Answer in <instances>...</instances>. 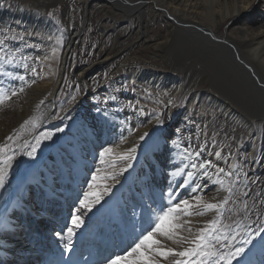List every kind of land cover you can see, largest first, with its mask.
<instances>
[{
    "label": "bare ground",
    "instance_id": "bare-ground-1",
    "mask_svg": "<svg viewBox=\"0 0 264 264\" xmlns=\"http://www.w3.org/2000/svg\"><path fill=\"white\" fill-rule=\"evenodd\" d=\"M5 1L0 27L6 24L9 32L17 30L25 38L11 45L33 42L34 54L45 60L42 66L38 57L24 61L15 52L0 63V168L7 167L0 188V264H37L51 247L66 248L69 241L62 237L74 227L73 216L83 222L66 249L80 244L96 264H106V258L130 251L158 217L182 200L193 207L169 214L182 225L179 243L164 240V246L192 247L183 237L210 228L212 220L222 231L223 218L227 239L211 249L215 256L201 257L205 264H226L219 257L237 247L244 248L246 258L239 256L236 264H264V11L255 7L257 0H151L156 4L142 2L131 10L118 0ZM258 4L264 6V0ZM57 11L67 31L62 50L57 41L65 29L53 20ZM229 18L234 22L224 35L217 27ZM86 38L98 46L77 63L72 49ZM234 42L246 62L230 56L228 46ZM186 44L194 49L189 59L177 55ZM41 66L52 67L44 76L37 71ZM66 75L76 76L84 89L77 114L69 113L70 126L63 129L66 116L52 119L41 110L55 101ZM109 78L121 84L114 95L105 83ZM126 78L129 83H123ZM96 92L105 98L100 102L113 101L118 110L114 125L104 124L110 121L89 99ZM138 97L147 101L144 106ZM46 134L56 137L45 147L37 145ZM31 146L37 148L33 156L27 155ZM246 171L252 179H246ZM139 177H148L150 190L136 183ZM86 193L89 202L95 199L91 193L102 194L91 211L79 202ZM204 203L218 204L219 211L205 213ZM17 238L26 250L13 243ZM33 246L42 249L40 255L31 256ZM155 258L159 264L174 259ZM130 259L140 264L139 253Z\"/></svg>",
    "mask_w": 264,
    "mask_h": 264
},
{
    "label": "rangeland",
    "instance_id": "rangeland-1",
    "mask_svg": "<svg viewBox=\"0 0 264 264\" xmlns=\"http://www.w3.org/2000/svg\"><path fill=\"white\" fill-rule=\"evenodd\" d=\"M19 1V0H18ZM73 2L74 1H76V0H72ZM111 1V0H110ZM112 1H117V0H112ZM119 2H121L123 5H125L126 7H128V8H130V9H128V10H131L132 8H136V7H139L140 5H141V3L143 2L144 3V5H146L149 1L151 2V3H153V4H156V3H154V2H152L151 0H139V1H130L129 2V0H118ZM2 2V3H1ZM5 2L7 3V1H5V0H1L0 1V4H2V5H5ZM135 2V3H134ZM259 3V0H257L256 1V3H255V7L257 8V9H262V11H264V6H261L260 4H258ZM134 5V6H133ZM138 5V6H137ZM130 6V7H129ZM133 6V7H132ZM142 7H143V4H142ZM59 9L61 10V11H63V8L62 7H59ZM44 9H40L39 11L41 12V13H45V12H42ZM57 12H59V13H57ZM56 13H57V17H55L53 20H55V22H56V24L58 25H60V26H62L65 30H63V36H62V39H61V41L60 42H58L57 41V43L60 45V47H61V50L64 48V46H65V44H66V39H65V35L67 34V33H65V31H66V26H63V21H62V18H60L61 17V15H62V12H60V11H57ZM60 15V16H59ZM96 20L98 19V17L97 18H95ZM233 22H234V19L233 18H229V19H225L224 21H222V23L217 27L218 28V31L219 32H222V33H224V35H228V33H229V30L231 29V27H232V25L231 24H233ZM4 32V33H3ZM67 32V31H66ZM24 37H23V34H19L18 33V31L17 30H14V31H8V29H7V25L6 24H4L2 27H0V63L4 60V58H6V56L5 55H8L9 53H12V54H14L15 52H18V53H20V54H22V56H23V58H24V61H26L27 59H28V61L30 60V59H32V58H35V57H38L39 59H40V62L42 63L41 65L43 66V61H42V59L43 60H45L44 58H42L41 56H37L36 54H34V52L32 51V49H31V47L32 46H35V45H33V42H31V43H28L29 45H27V44H25V46L24 47H13L12 45H14V43L16 42L17 44H20V41H24ZM81 40V39H80ZM19 42V43H18ZM10 43V44H9ZM95 43V44H94ZM12 44V45H11ZM11 45V46H10ZM31 46V47H30ZM98 45H97V43H96V41L95 40H90V39H88V38H86V39H84V40H81V41H79L78 42V44H77V46L74 48V49H72V54L76 57V62L77 63H80V62H82L83 60H85V57H87V55H93V54H91L93 51H94V49L97 47ZM187 44L186 45H183L182 47H180L178 50H177V55H178V57H185L186 59H189V58H191L192 56L194 57L195 56V54H194V49H191L190 48V46L188 45L187 47ZM12 47H13V49H12ZM233 47V48H232ZM9 48H10V50H9ZM23 48H24V50H23ZM44 48L47 50V48L48 47H46V46H44ZM228 48H229V54H230V56H236V57H238V58H240L241 60H244L245 61V56L242 54V53H240L239 51L237 52V48H238V44H237V42H234V45H232V44H230L229 46H228ZM182 51H181V50ZM239 49V48H238ZM184 50V51H183ZM191 50H192V52H191ZM57 51V50H56ZM56 51H54L55 53H56ZM184 52V53H183ZM190 52V53H189ZM187 55H186V54ZM71 54V55H72ZM182 54V55H181ZM189 55V56H188ZM1 58H3V59H1ZM94 59V57L93 56H91V59H89V60H87V61H91V60H93ZM82 60V61H81ZM53 60H51V61H48V60H46V63H48V62H52ZM246 62V61H245ZM118 62H117V60H113V64H111V66H115L116 64H117ZM172 63V65H174V64H176L175 62H171ZM51 65V64H50ZM40 67V68H38L37 69V71L38 72H40V74H44V76L45 75H47L46 73H45V71H49V70H51V67H49V69H46L45 68V70H44V68L43 67ZM210 66V64L208 65V67ZM201 73H203V71H200ZM199 72V73H200ZM16 74V73H15ZM38 76H39V73H38ZM38 76L36 77V78H38ZM48 77V76H47ZM49 78V77H48ZM14 78H12V80H13ZM257 79V78H256ZM258 80V79H257ZM2 80H0V86H3L2 85V83H3V81L1 82ZM94 83H96V81L94 82ZM105 83H106V85L108 86V87H110L109 89L111 90H109L108 88H106V89H108L109 91H110V93H109V95H114V94H116L115 93V90H117L118 89V86H121V84H117V82L116 81H114V80H112V79H110L109 78V80H107V81H105ZM123 83H129V79H125V82H123ZM4 84V83H3ZM11 85H16L15 84V81H11V83H10ZM81 83H80V81L77 79V77L76 76H72L71 75V77H68V75H66V77L63 79V81L61 82V84H60V86H59V88H58V90H57V92H56V94H55V97H54V99H52V100H55L54 102H52V101H49V102H46V103H44V105L45 106H43V108H42V110H41V113L43 112L44 113V115H46L47 113H48V115L50 116V118H52V119H54V118H60V117H64L65 118V116H66V118L68 119V117H69V119L67 120L66 118H65V120H62L63 121V129H65V128H68V126H70V122H69V120H70V115H69V113H74V114H77V112H78V110H79V106H76V104H77V101L79 100V98H80V95H81V93H82V89H84V88H82L83 86H82V84L80 85ZM263 84H264V82H263ZM123 85V84H122ZM96 86V84H93V85H91V87H93V88H96L95 87ZM132 86V85H131ZM1 89L3 88V87H0ZM93 95V96H92ZM92 95H90V100H92V101H95V102H98V105L97 106H94V107H97L96 108V110H97V112H98V114L100 113V112H102L105 116H106V119L108 120V121H110V122H106V123H104L105 125H114L115 123H114V121H117V119H118V117L120 116V114H119V112H118V110L115 108V106H114V104H112V102L113 101H106V102H100V101H102V100H104L105 98H104V96H103V94H101V93H99V92H96L95 94H92ZM138 98H140V97H138ZM140 102L138 101V103H140V104H142L143 106L146 104V102L147 101H145V99L144 98H140ZM50 103H51V105H50ZM88 103V102H87ZM81 104V103H80ZM81 105H84V104H81ZM121 106V105H120ZM93 107V108H94ZM122 107V106H121ZM53 109V112H51V114L49 113L50 112V110H52ZM73 110V111H72ZM103 110V111H102ZM118 113H117V112ZM116 112V113H115ZM66 114V115H65ZM111 114H112V116H111ZM119 114V115H118ZM108 115V116H107ZM113 118V119H112ZM66 121H67V124H66ZM79 123H82V124H84V120L81 118L80 120H79ZM88 123H90V120H89V122ZM46 129V128H45ZM46 130H49V131H53L54 132V130H55V128H52V127H49L48 129H46ZM164 131H162L161 133H159L158 135H157V137L154 139V141H153V144H152V146L157 142V140H158V138L160 137V135L163 133ZM182 133L184 134V132L182 131ZM264 133V132H263ZM214 136V135H213ZM56 136L54 135V136H51L49 139H47L45 142H40L38 145H42V146H46L49 142H51L54 138H55ZM263 142H264V138H263ZM192 144L190 143V146H191ZM44 146V147H45ZM261 148H262V146L264 147V143H262L261 142ZM69 158H71V156L69 157ZM263 160H264V158H262ZM73 172V169L71 168L70 170H69V173L71 174ZM243 174H245L246 175V179H252V175H250V173H248V171H246V172H243ZM235 178V177H234ZM236 179H237V177H236ZM39 183V182H38ZM136 183L139 185V186H144L145 184H146V187L150 190V188H151V186L153 185V183H150L149 182V180H148V177H147V179L146 178H142V177H139V179L136 181ZM22 184H24V183H22ZM30 187H32V188H34V186H31V184H30ZM31 188V189H32ZM262 189V188H261ZM24 192V191H23ZM30 192H31V190H30ZM142 194H145V193H142ZM25 195V194H24ZM26 200H27V197H26ZM80 202V201H79ZM34 205H35V207L34 208H37L38 209V207L36 206L37 204L34 202ZM79 206V205H78ZM74 207V206H73ZM34 208H30L29 207V211H33L34 210ZM39 210V209H38ZM211 209H207V208H205L203 211L205 212V213H208L209 211H210ZM40 211V210H39ZM189 211V209H187L185 212H188ZM42 213V212H41ZM47 217H52V215H51V213L49 212V214H47ZM69 217L71 218V214H69ZM222 219V221H223V224H221V227H222V231L220 230V234H219V236H220V240L221 241H224L225 240V237H226V231H228V225H226V223L224 222L225 220H223V218H221ZM225 228V229H224ZM225 230V231H224ZM3 239V238H2ZM18 239V241H16V242H13V243H17L18 244V247H19V249H21V250H26V249H24L23 248V246L21 245L22 243H24V241L23 240H21L20 238H17ZM5 240V239H4ZM1 243H4L3 241H0ZM13 243H11V244H13ZM36 243V239H35V242H34V244ZM246 244V243H245ZM247 245H250L251 247H252V244L251 243H247ZM35 246H33V250L31 251V256L32 257H35V256H37V255H40V253L39 252H37V251H35L34 248ZM30 248H32V246L30 247ZM6 249L7 250H12L11 251V253H9V254H11L12 255V252L14 251L13 249H10V248H7L6 247ZM35 251V252H34ZM34 254V255H33ZM241 258H246V256L244 257L243 255H241ZM204 259V258H203ZM235 259H237V260H235ZM233 261H232V263H234V264H236L237 263V261H238V259H239V257H236ZM8 261V262H7ZM6 262L8 263V264H12V261L11 260H7ZM34 264V263H33Z\"/></svg>",
    "mask_w": 264,
    "mask_h": 264
},
{
    "label": "snow or ice",
    "instance_id": "snow-or-ice-1",
    "mask_svg": "<svg viewBox=\"0 0 264 264\" xmlns=\"http://www.w3.org/2000/svg\"><path fill=\"white\" fill-rule=\"evenodd\" d=\"M22 91V89H21ZM16 93H13L15 95ZM62 131V129H58ZM50 134L45 135V139H49ZM143 138V137H142ZM11 140V137H9ZM40 143L39 140H37V145ZM175 143V141L173 142ZM2 151V149H0ZM37 151L36 146H31V151L27 153L29 156H33ZM106 151H111L110 149ZM187 151V150H186ZM135 148L130 150V153H134ZM196 156H200V152L197 151L195 153ZM219 155V153H217ZM128 159H131L132 156L129 155L127 157ZM11 160V157H9V161ZM207 164L211 165V161H207ZM203 166V165H202ZM193 168L196 167L195 164L192 165ZM221 172H224V169H220ZM189 176L192 175L191 172L188 173ZM229 175H232L229 173ZM7 179V167L0 168V188H3L5 185V181ZM95 179V177L93 178ZM92 185H89V188H91ZM105 191H108V189H105ZM88 193L85 194V198L80 201L81 208L87 209L88 211L92 210V206L99 202L102 198L101 193H91L95 197L94 200L91 202L88 201ZM229 201L226 199L223 201L224 204H227ZM203 203V202H202ZM181 205H184V209H181ZM193 205L190 204L188 200H182L176 205H174L173 208H169L168 212H165L163 215L158 217L157 223L146 233L144 234L139 241L135 244L134 247H131L130 251H125L122 254H114L113 256L106 258V264H138L136 260L130 259V257L133 256V254L139 253V261L140 264H159V260L155 257H160L165 260L168 259V257H174L173 260L169 262V264H205V261L201 259V257H204L207 259L208 257L215 256L216 253L211 251L212 248L215 247V244L219 242L220 236L218 233L220 232V229L216 227V225L219 223L218 220H212L210 221V228H201L199 230V233L192 237L191 239L187 237H183L184 243H190L193 246L184 248L183 250H176L175 248H167L164 246L163 241H173L176 243H179V239H176L179 236V232L177 231L182 227L181 224L173 223L172 221L175 219L173 217H170V213L174 210H179L180 214H184V212L192 208ZM197 208L199 205L196 206ZM204 207L207 209L217 210L219 211L220 206L215 203H204ZM247 207V205L245 206ZM79 211V209H77ZM82 215V214H81ZM188 215H192V213H188ZM195 215H203L202 212L196 211ZM83 221L81 220L80 216H73L72 224L74 227H69L67 229V237H62L68 239L69 244H66L65 247L68 248L71 243V237L75 235L74 228H78ZM190 223V221H189ZM167 225V226H166ZM261 232H264V228L260 229ZM156 234H159L163 239H155L154 236ZM57 235H60L57 233ZM235 239V237H232ZM227 239V237H225ZM251 241H245V243H250ZM243 247H237L235 251L229 252L226 257L221 256L219 259H225L226 264H232V261L236 258L241 256L244 253ZM154 254V255H153ZM175 257H185L186 259H175ZM195 258V259H193Z\"/></svg>",
    "mask_w": 264,
    "mask_h": 264
}]
</instances>
